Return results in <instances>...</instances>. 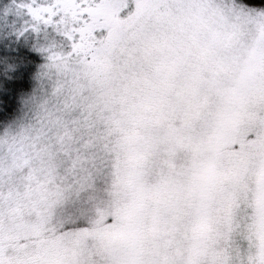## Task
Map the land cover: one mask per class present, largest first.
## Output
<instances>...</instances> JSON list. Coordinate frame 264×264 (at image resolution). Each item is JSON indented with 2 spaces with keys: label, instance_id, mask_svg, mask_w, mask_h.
Returning a JSON list of instances; mask_svg holds the SVG:
<instances>
[{
  "label": "snow or ice",
  "instance_id": "1",
  "mask_svg": "<svg viewBox=\"0 0 264 264\" xmlns=\"http://www.w3.org/2000/svg\"><path fill=\"white\" fill-rule=\"evenodd\" d=\"M21 7L45 64L29 91L0 58V264H264V0Z\"/></svg>",
  "mask_w": 264,
  "mask_h": 264
},
{
  "label": "rangeland",
  "instance_id": "2",
  "mask_svg": "<svg viewBox=\"0 0 264 264\" xmlns=\"http://www.w3.org/2000/svg\"><path fill=\"white\" fill-rule=\"evenodd\" d=\"M28 2L29 0H0V58H10L9 54L15 52L32 51L39 59L35 71L37 73L45 64V56L38 49V37L30 29L24 30L30 19L21 5Z\"/></svg>",
  "mask_w": 264,
  "mask_h": 264
},
{
  "label": "trees",
  "instance_id": "3",
  "mask_svg": "<svg viewBox=\"0 0 264 264\" xmlns=\"http://www.w3.org/2000/svg\"><path fill=\"white\" fill-rule=\"evenodd\" d=\"M9 57L11 59H19L20 61H25L27 62V64L31 67L32 72H33V77L35 75V71L37 69V66L39 64V59L36 57V55L32 52V51H28V52H15V53H11L9 54ZM35 80L32 78V82L31 85L29 86L28 90H31V87L34 86ZM4 101L2 99H0V103H3ZM16 103L18 105V109L19 110V106H21V97L17 96L16 97Z\"/></svg>",
  "mask_w": 264,
  "mask_h": 264
}]
</instances>
